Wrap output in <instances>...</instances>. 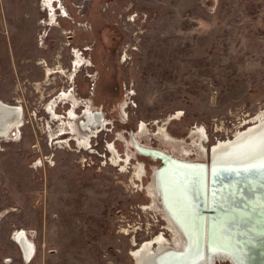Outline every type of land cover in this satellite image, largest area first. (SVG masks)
<instances>
[{
    "label": "rangeland",
    "instance_id": "1",
    "mask_svg": "<svg viewBox=\"0 0 264 264\" xmlns=\"http://www.w3.org/2000/svg\"><path fill=\"white\" fill-rule=\"evenodd\" d=\"M50 2L0 0V99L23 108L17 133L0 137V264H137L140 243L174 232L146 191L159 159L132 154L125 137L167 150L164 130L191 150L202 127L207 151L264 111V0H54V13ZM88 106L103 125L78 144L69 126ZM245 202L255 205L223 204L224 220ZM254 222L226 231L244 255L246 230L264 238V219Z\"/></svg>",
    "mask_w": 264,
    "mask_h": 264
},
{
    "label": "bare ground",
    "instance_id": "2",
    "mask_svg": "<svg viewBox=\"0 0 264 264\" xmlns=\"http://www.w3.org/2000/svg\"><path fill=\"white\" fill-rule=\"evenodd\" d=\"M49 71L47 70L46 73H49ZM20 115L21 111L18 106H13L0 99V135L8 132L12 133V128L17 126L15 124L19 121ZM94 116V113H90L87 118L92 124L96 121L95 125L97 126L100 118ZM92 117H94L93 121L91 120ZM245 124L246 126L244 125L242 128H239L233 136L217 139L215 144L207 151L203 143L206 137L203 133L204 129L201 130L202 127L191 129L190 133L194 131L199 132L191 135V150L185 148L187 144L184 141H177L169 137L164 130L161 131L160 137L173 141L167 150L164 149L166 147L148 148L145 144L140 146L137 144L139 140H136L135 136H133L134 141L131 144L134 143L135 147L133 146L134 149L131 150L128 145L127 149L131 150L130 152L134 155L138 152L147 155L148 152L145 149H158L167 153H174V150H178L180 156L184 158H190V154L196 156L193 160H189L176 158L170 153L174 159L193 161V163L183 165L165 160V164L162 167L159 166V163L153 166L154 174L152 175L150 184L146 187V191L152 199L153 206L151 207L160 213L163 220L165 219L168 228L174 232L172 234L174 239L169 243L164 234L159 233L154 238L145 241L144 244L143 242L140 243L142 246L140 248L138 246L136 248L137 251H132V256H136L137 258V264H214L213 261L217 259L225 260L228 264H244V260H247L249 255H244L239 251L231 232L227 235L221 225L224 224L225 216H233V213L227 212L223 204H230L232 201L249 200L256 206L262 204L264 207V194L263 196L255 195L258 187H264V111L256 114L255 117L248 120ZM145 129L144 124L140 125V131H147ZM137 134L140 136L142 133L138 132ZM158 134L159 131H157L156 136ZM198 134H201V136ZM109 148L113 155L112 161L115 162L117 153L112 146ZM130 152H127V159L126 161L124 160L126 164L130 157ZM151 156L155 158V155L152 153ZM200 158L212 161L210 164L212 171V175L210 174L211 186H209L210 190L207 198L210 195L209 205L216 209L214 213L208 215V219H205L207 225L205 233L207 235L205 239L206 244H204L202 239L200 213L196 211L195 206L193 209L191 196L188 194L191 188L196 193L195 202H202L203 200L201 193L202 169L198 165L199 163L194 162ZM168 163L174 167V169L171 168L174 177L178 175L179 171L183 174V177L186 174H190L189 178H186L183 183L180 182L183 184V188L181 184H179L180 188L173 186V181L175 183V180L171 175L169 166H167ZM137 165L135 170L136 176L139 177L140 173L143 172V167L141 163ZM224 174L226 180L220 185L219 178ZM216 180L217 187L214 184ZM242 186L248 190V193L252 194L242 195ZM220 212H224V214H219ZM257 212L256 210V214ZM15 237L25 256L31 258L34 254V246L26 230L17 231ZM234 253L238 257L237 262L235 261Z\"/></svg>",
    "mask_w": 264,
    "mask_h": 264
},
{
    "label": "water",
    "instance_id": "3",
    "mask_svg": "<svg viewBox=\"0 0 264 264\" xmlns=\"http://www.w3.org/2000/svg\"><path fill=\"white\" fill-rule=\"evenodd\" d=\"M3 105H5V103L2 102ZM148 153H152L155 155V158L159 159V166L162 167V165L165 164V160L170 161V162H173L175 164H183V165H187V164H192L193 161H185V160H179V159H174L173 155H171L170 153H167V152H164V151H160L158 149H152L151 151L148 150L147 151ZM155 158H151V159H155ZM189 160H193V158H187ZM196 163H199L198 165L201 166V185H202V202L201 201H197L195 202V196H196V193L191 190L190 188V191H188V194L189 196H191V203L193 204V209H194V206H195V209L196 211H199L200 213V218H201V227H202V239L204 241V244H206L205 242V239H206V229H207V225H206V221L205 219L207 218L208 219V215H211L212 213L215 212V207L209 205V197L207 198V194L210 190V174L212 175V171L210 169V164H211V160H206V159H203V158H200L198 159L197 161H194ZM167 166H169L168 168L171 170V175L172 177L174 178L175 180V183L173 181V186L176 188H180L179 187V184H181L180 182L183 183V181L186 179V178H189L190 174H186L184 177H183V174L179 171L178 175H176L175 177L173 176V171L172 169H174L173 165H171L170 163L167 164ZM152 168V167H151ZM167 168V167H166ZM172 168V169H171ZM209 168V169H208ZM207 171L211 172V173H207ZM152 174V172H151ZM179 177V179H177ZM224 180H226V176L225 174L220 176L219 178V181H220V185L223 184ZM192 182H194L193 179H191ZM176 184V185H175ZM215 186L217 187V180L215 181ZM182 188H183V184H181ZM248 190H246V188L244 186H242V195H250L252 193H248L247 192ZM199 197V195H198ZM232 201V200H231ZM260 203H261V200H260ZM263 203H264V200H263ZM222 206V205H221ZM223 207V206H222ZM240 210H242V212H240L236 218L232 221L233 223H230L231 220L229 218H227L229 220V223L231 226H235L238 224V225H245L247 230H249V223H246V222H250V223H254L255 226H259V223L258 225L254 222V219H257V220H262L264 219V207L261 205H252L251 203H248V202H245L243 204V208L241 209V206L239 208ZM253 209V212L252 210ZM256 210L259 212H257L256 214ZM252 213L254 216H252L250 213ZM219 214H224V212H220ZM244 214V216H243ZM207 215V216H206ZM242 215V216H241ZM258 215V216H257ZM241 216V217H240ZM257 216V217H256ZM243 219V220H242ZM224 223L226 226L223 225V230L226 232L230 227H229V223L224 220ZM222 227V225H221ZM264 227V225H263ZM245 231L243 233L244 236L246 237H250L253 239V247H254V250H253V253L251 254V256L247 257V260H248V264H264V238L263 236L261 235H254L251 234V232L248 233V231ZM201 231V230H200ZM226 234V233H225ZM227 236V235H226ZM229 251V250H227ZM234 256H235V261L237 262L238 260V257L236 256V254L234 253Z\"/></svg>",
    "mask_w": 264,
    "mask_h": 264
},
{
    "label": "flooded vegetation",
    "instance_id": "4",
    "mask_svg": "<svg viewBox=\"0 0 264 264\" xmlns=\"http://www.w3.org/2000/svg\"><path fill=\"white\" fill-rule=\"evenodd\" d=\"M54 0H51V2H50V5L48 4V8L52 11V13H54V6H55V4H54V2H53ZM58 1V0H57ZM80 55H77V56H75V61H74V64L76 63V65L78 64V65H80ZM75 66V65H74ZM76 67V66H75ZM58 95V94H57ZM56 95V96H57ZM68 95V93L65 91V90H63L62 92H61V94L59 95V97L60 98H65V97H69V95ZM54 98V97H53ZM52 98V99H53ZM60 98H56V99H54V102H53V104L57 101V99H60ZM2 101V100H1ZM72 102H74V106H75V104H77L75 101H72ZM11 105H13V106H18L19 107V109H20V111H21V115H20V119H19V121L15 124V125H17L16 127L14 126L13 128H12V133L11 132H8V133H5V134H3V135H0V137H8L9 135L11 136V134H16L17 133V131H18V126H20V123L21 122H23V111H22V107H21V105H15L14 103H10ZM87 105V104H86ZM85 106V105H84ZM72 107V106H71ZM70 107V108H71ZM69 108V109H70ZM48 110H49V112H50V114H53L54 115V112H53V110H51L52 108H50V107H48L47 108ZM46 109V110H47ZM55 109V108H54ZM75 109V108H74ZM55 111H56V109H55ZM90 113H94L95 114V116L97 117H99L100 119H101V113L99 112V111H93L92 109H91V107L90 106H88L87 108H86V110L84 111V115H81L79 118H77V120H76V123H75V125L73 126V124H71L69 127L70 128H73L72 130H74V127L77 129V131H78V133L79 134H82V135H80L78 138H77V142H78V144H81V141H83V138H85L86 140H87V137L89 138V136H90V131H92V128L94 127H96V125H95V122L92 124L89 120H88V115H90ZM62 116V115H61ZM67 116H68V118H70L71 119V117H73L74 116V118H75V114H74V112H73V110L72 111H70L69 112V114H68V111H67ZM70 116V117H69ZM94 116V117H95ZM94 117H92V121H93V119H94ZM100 122V121H99ZM101 124L100 125H103V123L102 122H100ZM141 123H143V122H141ZM141 123H140V125H141ZM144 124V123H143ZM93 125V126H92ZM99 125V124H98ZM139 125V126H140ZM144 126H145V124H144ZM95 130H97V128L95 129ZM7 134V135H6ZM87 136V137H86ZM126 136V135H125ZM188 137H190V136H188ZM125 139H126V143H127V141H129L130 140V142H129V147L131 148V149H134V147H135V145L134 144H132V145H134V147L133 146H130V144L134 141L133 140V135L131 136V138H129L128 136H126L125 137ZM88 141H89V139H88ZM85 143V142H84ZM108 144H113V143H111V142H109ZM108 144H107V148H108V151H109V153H111L112 154V152H111V150H110V146H112V145H109L108 146ZM137 144H139L140 146H142V143H141V141H139V143H137ZM86 146V145H85ZM84 145H80V148L82 149V148H84L85 147ZM114 149H115V146H114V144H113V146H112ZM153 148H155L154 146H152ZM107 148H105L106 150H107ZM145 150H149V149H145ZM152 149H150V151H151ZM115 152H116V149H115ZM117 153V152H116ZM139 153V152H138ZM139 154H141V153H139ZM118 155V154H117ZM136 155V154H135ZM142 155H144V154H142ZM151 156V153H147V155L146 156ZM149 156V157H150ZM152 157V156H151ZM150 157V158H151ZM112 159H113V157H112ZM128 161H129V158H128ZM128 161H127V163H128ZM126 164V163H125ZM153 166H154V164H153ZM153 168V167H152ZM151 168V171H152V174H151V178H152V175L154 174V171H153V169ZM142 173L143 172H141V175H142ZM151 180V179H150ZM149 184H150V182H149Z\"/></svg>",
    "mask_w": 264,
    "mask_h": 264
}]
</instances>
